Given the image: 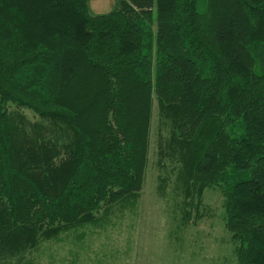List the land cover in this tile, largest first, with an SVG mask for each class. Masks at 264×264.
I'll list each match as a JSON object with an SVG mask.
<instances>
[{"label":"trees","instance_id":"16d2710c","mask_svg":"<svg viewBox=\"0 0 264 264\" xmlns=\"http://www.w3.org/2000/svg\"><path fill=\"white\" fill-rule=\"evenodd\" d=\"M154 101L182 218L218 188L264 264V0H0V264L135 209Z\"/></svg>","mask_w":264,"mask_h":264},{"label":"rangeland","instance_id":"374dc122","mask_svg":"<svg viewBox=\"0 0 264 264\" xmlns=\"http://www.w3.org/2000/svg\"><path fill=\"white\" fill-rule=\"evenodd\" d=\"M114 3L89 0L96 13ZM159 133L165 134L159 131L154 101L144 182L133 211L111 209L101 226L62 232L58 239L42 241L26 258L34 264H237L218 188L205 189L202 204L188 207L189 218H182L170 160L163 156L164 165L158 163Z\"/></svg>","mask_w":264,"mask_h":264}]
</instances>
